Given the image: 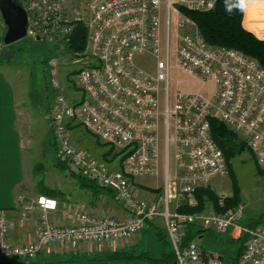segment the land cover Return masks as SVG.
<instances>
[{"label": "built area", "instance_id": "1", "mask_svg": "<svg viewBox=\"0 0 264 264\" xmlns=\"http://www.w3.org/2000/svg\"><path fill=\"white\" fill-rule=\"evenodd\" d=\"M15 1L26 12V34L35 40L50 39L63 46L74 26L84 25L85 48L69 55L78 65L76 95L69 98L56 88L47 122L56 157L65 169L114 193L126 215H95L82 208L72 222L55 224L49 218L57 209L55 199L39 195L32 206L31 200L20 199L17 215L0 210V262L31 260L50 247L73 250L120 243L138 236L149 220L160 217L174 264H222L216 254L199 250L194 240L184 242L185 229L192 225L217 234L239 226L244 242L236 264H264V224L242 226V207L192 214L176 207H195V191L216 176L227 177L224 155L212 139L211 120L242 138L264 168V68L240 51L208 45L197 29L187 31L195 25L178 9L209 11L219 0H91L85 18L70 9L67 0ZM173 53L176 66L185 73L203 82L213 79L212 93L170 92ZM143 54L154 59L152 72L135 64V56ZM79 129L119 151L120 168L107 167L81 147L74 137ZM161 146L164 184L158 209L137 197L131 181L158 174ZM33 210L35 239L12 243L10 232L28 222Z\"/></svg>", "mask_w": 264, "mask_h": 264}, {"label": "rangeland", "instance_id": "2", "mask_svg": "<svg viewBox=\"0 0 264 264\" xmlns=\"http://www.w3.org/2000/svg\"><path fill=\"white\" fill-rule=\"evenodd\" d=\"M90 1L67 0V4L70 9H76V13L85 18ZM162 29L164 31L166 29L165 21L162 23ZM171 30L174 33V20ZM186 30L189 32L195 31L196 27L188 26ZM4 33L5 26L0 15V64L7 65L4 69L7 71L9 80L17 92L20 107L28 108V104L31 102V108H29L31 117L29 124L31 129V144L29 146L31 157L26 161V174L31 177V190L34 186L36 192L38 190L43 192L46 187L65 190L64 192H66V189L62 188V179L70 177V173L66 169L62 170L57 166L60 161L55 154L47 116L49 106L57 92L56 88H59L66 96H72L69 98L73 99V96L76 95L74 75L78 70V65L73 63V59L69 57L71 53L65 52V43L61 46L58 43L59 41L40 39L38 41L42 42L37 46L35 42H29L34 41V39L27 33L23 39L10 45H4L1 42ZM43 46L47 48L46 53L50 58L46 61L37 58V51ZM54 48H56L55 53ZM134 61L136 65L145 71L152 72L154 70V59L148 54L136 55ZM42 62L45 64H42ZM168 80L171 93L208 95L212 93L214 88L211 77L203 82L179 69L175 64L174 53L171 57ZM53 82H55L56 87ZM23 97L26 98L23 99ZM20 117L22 119L23 116L20 115ZM74 137L80 146L89 149L100 163L112 169L120 168V163L117 162L120 155L119 151L110 148L94 135L80 129L75 130ZM236 137L238 141H242V138H239L238 135ZM245 146L239 151L236 149L234 153L228 152L225 155L226 157L224 156L228 167L227 177L216 176L207 187L200 189L212 191L217 198H233L232 206H240L244 212V218L240 224H251L256 222L264 213V168L257 165ZM170 163V169L173 170L174 162L172 159H170ZM62 167L65 168L64 164H62ZM160 179H162V176ZM162 183L161 180L158 185L162 186ZM160 190V188L155 189L156 193ZM197 191H195V207L199 205ZM200 200H202L201 213H216L212 207L214 199H206V197L201 196ZM220 204H222L221 201ZM176 207L179 210L184 206L179 205ZM195 229L193 228V233L196 232ZM229 230L222 234L203 232L198 235L199 231L192 240L195 241L199 250L222 255V264H236L235 261L240 252V249H238L240 243L229 238ZM164 231L166 234L165 227ZM158 233L154 234L145 229L138 236L127 241L114 244H89L73 250L50 247L31 260H12L10 264H147L146 261H142L145 260L146 255L157 257L161 253L162 248L157 237L161 234ZM114 255L119 259H114ZM123 257H126V259Z\"/></svg>", "mask_w": 264, "mask_h": 264}, {"label": "crops", "instance_id": "3", "mask_svg": "<svg viewBox=\"0 0 264 264\" xmlns=\"http://www.w3.org/2000/svg\"><path fill=\"white\" fill-rule=\"evenodd\" d=\"M242 8L243 28L252 33L257 39L264 40V0H243ZM6 66L0 64V210L8 211L11 215H17L15 212L20 209V199L22 201L31 200L32 206V201L37 196L45 195L44 192L50 189L53 191L52 198L57 202L56 211L49 213V218L55 224L72 222L73 215L82 208L88 209L95 215L109 214L124 217L126 210L122 203L116 199L114 193L102 188L94 192L90 189L79 187L76 180L70 175V177L62 179V188L66 189V192H64L65 190L62 191L48 187L43 192L40 190L36 192L34 186L31 190V177L26 174V161L31 157V149L29 148L31 144V129L29 127L31 122L29 114L31 102L28 104V108L24 109L20 107L17 92L14 90L7 71L4 69ZM20 115L23 116L22 119ZM160 150L161 158L158 174L155 177L135 178L131 183L137 197L149 204H155L158 209H161L160 198L164 184L162 146ZM161 176L162 179H160ZM161 180L163 183L162 186H159L160 184L158 185V183ZM159 188L161 189L160 192L156 193L155 189ZM30 219L24 225L16 226L10 232L9 240L12 243H25L35 239L37 232L36 211L33 210L31 212ZM145 229L154 234L157 232L165 233L164 223L160 217H154L149 220ZM229 229V238L241 244L240 239L243 235L240 232L239 226ZM201 230L202 232L198 235H201L203 232H213L211 230ZM238 249H240V245ZM201 251L211 253L204 250ZM215 254L220 258L221 263H223V256L218 253Z\"/></svg>", "mask_w": 264, "mask_h": 264}, {"label": "trees", "instance_id": "4", "mask_svg": "<svg viewBox=\"0 0 264 264\" xmlns=\"http://www.w3.org/2000/svg\"><path fill=\"white\" fill-rule=\"evenodd\" d=\"M232 0H219L214 8L209 11L204 12H194L188 10L186 8L178 7L180 13L185 16L187 19L193 22L199 34L203 37L205 42L211 46L223 47L227 49H234L240 51L252 58H254L262 68H264V40L257 39L252 33L245 30L242 26V18H243V11L241 8L232 7L231 11H228V8L231 7ZM242 7V5H241ZM86 29L83 24L77 23L74 26L72 34L69 36L68 41L65 43V52L72 53L75 56L79 53H82L85 44H86ZM3 37L1 38L2 42ZM35 42V45L38 46L39 43L42 41L35 40L29 41ZM3 43V42H2ZM46 47H40V50L37 51L38 59L49 60L46 53ZM56 48H54V53ZM42 64H45L42 62ZM42 66V65H41ZM212 139L218 146V148L222 151L223 155L225 156L226 153H234L243 149L245 146L244 141H238L234 132L228 129L224 124L217 120L210 121ZM82 131V130H81ZM83 132H86L83 130ZM87 133V132H86ZM240 138V137H239ZM246 147V146H245ZM226 157V156H225ZM60 169L65 170L62 167L61 162L57 165ZM73 177L78 186L84 189H90L94 192L99 191L98 186H96L91 181L87 180L85 177L70 174ZM45 196L52 197L53 191L47 189L44 192ZM206 197V199H214L212 203V207L216 213H222L224 210H228L233 208L232 206L234 200L233 198L223 197L217 198L214 196L212 191L208 189H200L197 191V197L199 205L198 207L191 208L184 206L178 210L180 213L192 214V213H201L202 211V200L200 197ZM205 201V200H204ZM203 201V202H204ZM220 201L222 204H220ZM232 206V207H231ZM231 207V208H230ZM259 224H264V213L256 220V222L251 224H242V226L253 227ZM193 228H196V232L193 233ZM186 233L184 235V242H188L195 237L199 231L202 232L201 229H198L195 226H187ZM158 239L161 246V253L159 256H150L146 255L145 260L147 264H174L175 257L172 251L170 242L165 233L159 232ZM240 252L243 248L244 237L242 236L240 239ZM144 254H147L143 252ZM240 253L238 254V256ZM238 256L236 258L238 259ZM114 259L116 255H114ZM126 259V257H123ZM122 258V259H123ZM142 258V257H141Z\"/></svg>", "mask_w": 264, "mask_h": 264}, {"label": "water", "instance_id": "5", "mask_svg": "<svg viewBox=\"0 0 264 264\" xmlns=\"http://www.w3.org/2000/svg\"><path fill=\"white\" fill-rule=\"evenodd\" d=\"M0 15L5 26L2 42L13 44L26 36L27 15L25 10L15 0H0ZM10 264V262H0Z\"/></svg>", "mask_w": 264, "mask_h": 264}, {"label": "clouds", "instance_id": "6", "mask_svg": "<svg viewBox=\"0 0 264 264\" xmlns=\"http://www.w3.org/2000/svg\"><path fill=\"white\" fill-rule=\"evenodd\" d=\"M242 3L243 0H232V5L228 8V11H231L232 7L241 8V10L243 11V8L241 7Z\"/></svg>", "mask_w": 264, "mask_h": 264}, {"label": "snow or ice", "instance_id": "7", "mask_svg": "<svg viewBox=\"0 0 264 264\" xmlns=\"http://www.w3.org/2000/svg\"><path fill=\"white\" fill-rule=\"evenodd\" d=\"M49 206H51V205H49Z\"/></svg>", "mask_w": 264, "mask_h": 264}]
</instances>
